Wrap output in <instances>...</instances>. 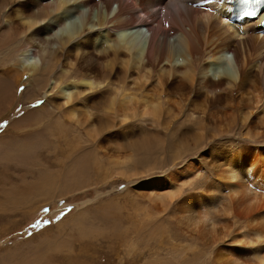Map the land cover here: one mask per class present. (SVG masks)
Returning <instances> with one entry per match:
<instances>
[{"label":"bare ground","instance_id":"bare-ground-1","mask_svg":"<svg viewBox=\"0 0 264 264\" xmlns=\"http://www.w3.org/2000/svg\"><path fill=\"white\" fill-rule=\"evenodd\" d=\"M224 1L0 0L9 27L2 42L24 37L14 68L17 86L24 82L21 70L27 85L46 71L44 80L53 76L56 81H46L45 97L56 95L59 99L49 102L60 108L61 119L75 126L83 122L89 136L98 126L97 100L107 94L105 115L121 128L133 120L160 123L164 111L169 120L171 110L179 114L176 121L187 111L199 129L207 119L232 134L240 122L247 127L245 139L256 146L264 143V37L260 25L237 28L222 20ZM112 138L107 136L110 144ZM257 149L229 151L233 156L226 166L211 173L220 182L208 181V198L204 190L179 206V219L192 233L218 244L215 264H264V144ZM254 151L256 160L250 162ZM120 157L112 165L123 175L127 162ZM201 168L199 158L186 160L183 169L153 179L142 194L155 206L172 207L178 192L168 188L191 182ZM207 203L220 214L221 226L211 216L214 210L200 212ZM234 226L236 234L225 249L220 240Z\"/></svg>","mask_w":264,"mask_h":264},{"label":"rangeland","instance_id":"rangeland-1","mask_svg":"<svg viewBox=\"0 0 264 264\" xmlns=\"http://www.w3.org/2000/svg\"><path fill=\"white\" fill-rule=\"evenodd\" d=\"M1 13L2 9L0 264H215L218 244L192 233L184 219H179V206L190 195L206 190L208 198V181L220 182L214 176L216 170L220 172L216 168L226 166L233 156L229 151L253 150L264 143H249L244 135L247 127L240 122L232 134L207 119L199 129L187 111L176 121L179 114L171 110L169 120L164 111L160 123L133 120L121 128L105 115L111 98L107 94L97 100L98 126L89 136L83 122L75 126L61 119L60 108L50 103L59 99L55 94L56 98L45 97L46 81H56L53 76L45 81L46 71L27 85L28 76L21 70L24 82L17 86L14 68L24 37L14 35L8 45L2 42L9 27ZM141 32L146 34V28ZM6 68H12V73ZM114 83L120 84L118 80ZM107 136L121 147L110 144ZM255 151L250 162L256 160ZM115 156H124L127 162L123 175L112 165L118 159ZM195 158L202 164L199 175L185 185L168 188L178 192L172 207L155 206L149 195L142 194L153 179H166L169 171L183 169L186 160ZM222 192L229 194L226 189ZM206 206L200 209L202 214L214 210L213 205ZM212 214L219 224L220 214L215 210ZM236 228L231 227L229 237L220 240L225 249Z\"/></svg>","mask_w":264,"mask_h":264},{"label":"snow or ice","instance_id":"snow-or-ice-1","mask_svg":"<svg viewBox=\"0 0 264 264\" xmlns=\"http://www.w3.org/2000/svg\"><path fill=\"white\" fill-rule=\"evenodd\" d=\"M249 2V0H244V3H248ZM253 13H251V12H245V15H252Z\"/></svg>","mask_w":264,"mask_h":264}]
</instances>
